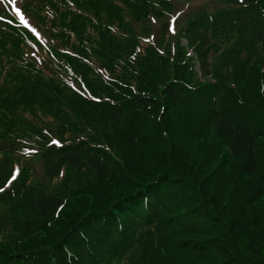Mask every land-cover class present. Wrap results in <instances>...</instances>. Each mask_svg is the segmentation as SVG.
<instances>
[{
    "label": "trees",
    "instance_id": "16d2710c",
    "mask_svg": "<svg viewBox=\"0 0 264 264\" xmlns=\"http://www.w3.org/2000/svg\"><path fill=\"white\" fill-rule=\"evenodd\" d=\"M21 8L41 42L0 6V264H264V0L174 35L176 0Z\"/></svg>",
    "mask_w": 264,
    "mask_h": 264
},
{
    "label": "snow or ice",
    "instance_id": "6c2138e0",
    "mask_svg": "<svg viewBox=\"0 0 264 264\" xmlns=\"http://www.w3.org/2000/svg\"><path fill=\"white\" fill-rule=\"evenodd\" d=\"M11 2L13 4H15L17 2V0H11ZM238 3H243V0H237ZM0 3H9V0H0ZM14 13L16 16L19 17L20 19V23L24 26V28L28 29L31 33L35 34L37 39H41V34L38 32V30L35 28V26H30V22L28 19L25 18L24 14L22 13V10L20 7H14ZM182 15L181 11H177L174 14H172L166 24V30L168 31V33L170 34H175L176 28H175V22L178 20V18ZM11 22V21H9ZM137 51H139V49H137ZM35 55V54H34ZM76 90H79L78 88ZM52 144L54 145H60V141H58L57 139H51L50 141ZM33 151H35V149H33ZM28 150L25 149V153H27ZM18 169H14L11 173V177L10 179L7 180L6 183H4V185L2 187H0V193L4 192L5 189H7L13 180H15L17 178L18 175ZM61 175H63V173H61ZM137 191H139V189H137ZM127 195L129 196H135L136 193L135 192H131L128 193ZM63 205H60V208H62Z\"/></svg>",
    "mask_w": 264,
    "mask_h": 264
},
{
    "label": "rangeland",
    "instance_id": "374dc122",
    "mask_svg": "<svg viewBox=\"0 0 264 264\" xmlns=\"http://www.w3.org/2000/svg\"><path fill=\"white\" fill-rule=\"evenodd\" d=\"M188 1L192 2L191 6L187 5ZM209 1L210 0H176V8H175L173 14L177 11H181L182 15L175 22V26L177 23L179 24L181 21H183V18L187 13L192 12L193 10H196L198 3H201V2L207 3Z\"/></svg>",
    "mask_w": 264,
    "mask_h": 264
}]
</instances>
